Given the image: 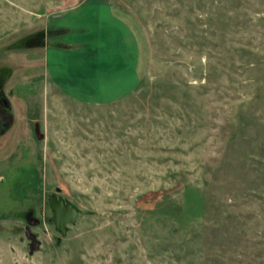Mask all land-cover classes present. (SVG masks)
Segmentation results:
<instances>
[{"label": "rangeland", "instance_id": "obj_1", "mask_svg": "<svg viewBox=\"0 0 264 264\" xmlns=\"http://www.w3.org/2000/svg\"><path fill=\"white\" fill-rule=\"evenodd\" d=\"M0 264H264V0H0Z\"/></svg>", "mask_w": 264, "mask_h": 264}, {"label": "water", "instance_id": "obj_2", "mask_svg": "<svg viewBox=\"0 0 264 264\" xmlns=\"http://www.w3.org/2000/svg\"><path fill=\"white\" fill-rule=\"evenodd\" d=\"M3 104L4 100H3ZM36 138H42V135L38 133V129H35ZM58 191V189H56ZM49 208L52 210V222L60 233L64 232L65 225L73 222L80 216L81 211L70 202H64L60 197L51 198L49 201ZM36 220L28 217V225L24 228V236L28 240V252L31 254L39 247V240L35 233H33L29 226L35 224Z\"/></svg>", "mask_w": 264, "mask_h": 264}, {"label": "crops", "instance_id": "obj_3", "mask_svg": "<svg viewBox=\"0 0 264 264\" xmlns=\"http://www.w3.org/2000/svg\"><path fill=\"white\" fill-rule=\"evenodd\" d=\"M109 5H110V4H109ZM110 6H111L110 8H112V9L114 8L113 10L117 9L116 11H117L118 13L125 14V15L128 17V14H126V13H124V12H121L118 8L115 7V5H112V4H111Z\"/></svg>", "mask_w": 264, "mask_h": 264}]
</instances>
